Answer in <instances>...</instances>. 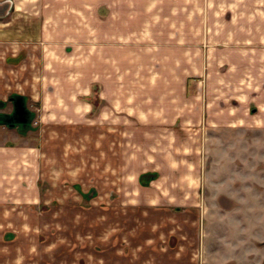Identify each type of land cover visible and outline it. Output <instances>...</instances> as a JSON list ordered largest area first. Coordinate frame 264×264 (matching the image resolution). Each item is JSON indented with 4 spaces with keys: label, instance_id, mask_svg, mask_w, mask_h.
Here are the masks:
<instances>
[{
    "label": "rangeland",
    "instance_id": "obj_1",
    "mask_svg": "<svg viewBox=\"0 0 264 264\" xmlns=\"http://www.w3.org/2000/svg\"><path fill=\"white\" fill-rule=\"evenodd\" d=\"M43 1L0 0V19L22 21ZM7 21H0L7 40L0 41V116L15 96L32 116L28 125L1 123L0 145L33 151L0 155V264H264V106L245 97L237 53L245 45L223 60L205 43L209 58L190 60L195 115L230 104L244 121L203 122L200 138L161 139L132 117L145 107L131 117L122 111L125 122H117L99 83L91 113L75 115L71 105L70 121H54L57 107H43L25 89L46 71L45 60L36 65L26 53L40 57L46 44L10 43ZM223 84L231 100L220 97L230 95ZM220 114L215 121L227 117Z\"/></svg>",
    "mask_w": 264,
    "mask_h": 264
},
{
    "label": "crops",
    "instance_id": "obj_2",
    "mask_svg": "<svg viewBox=\"0 0 264 264\" xmlns=\"http://www.w3.org/2000/svg\"><path fill=\"white\" fill-rule=\"evenodd\" d=\"M40 6L22 21L5 19L10 43L46 44L38 48L40 57L26 53L25 58L36 59V65L45 60L46 71L41 67L40 77L31 80L36 86L31 83L25 89L27 98L41 101L43 107H57L54 121H70L71 105L75 115L91 113L89 98L99 83L102 105L117 108L113 116L117 122H125L122 111L146 108L132 117L154 133L153 138H200L203 122L237 127L235 123L244 120L236 117L230 104L207 118L206 113L197 117L192 110L190 60L200 63L209 58L205 43L213 44L223 60L232 58L237 44L245 45L237 51L245 59V97L249 105L264 106V0H47ZM4 36L1 33L0 41H7ZM52 49L57 53L51 54ZM77 55L84 62L79 64ZM223 85L222 91L230 95L220 97L231 100L232 92L226 88L230 84ZM219 114L227 117L215 121ZM113 118L109 115L107 122H115ZM31 151L0 145V155L22 157ZM12 159L4 161L16 163Z\"/></svg>",
    "mask_w": 264,
    "mask_h": 264
},
{
    "label": "water",
    "instance_id": "obj_3",
    "mask_svg": "<svg viewBox=\"0 0 264 264\" xmlns=\"http://www.w3.org/2000/svg\"><path fill=\"white\" fill-rule=\"evenodd\" d=\"M11 100L14 102V115L16 117L15 119L11 117L4 120L2 119L0 120V124L3 123L11 127L16 126L17 124L28 125L31 121L32 114L29 109H27L24 98L22 96H15Z\"/></svg>",
    "mask_w": 264,
    "mask_h": 264
},
{
    "label": "flooded vegetation",
    "instance_id": "obj_4",
    "mask_svg": "<svg viewBox=\"0 0 264 264\" xmlns=\"http://www.w3.org/2000/svg\"><path fill=\"white\" fill-rule=\"evenodd\" d=\"M13 103V108H12V111L10 112V113H8L7 115H5V116H0V120H4V119H7V118H14L15 119V115H14V112H15V106H14V102H12ZM9 116V117H8ZM18 125H20V124H18Z\"/></svg>",
    "mask_w": 264,
    "mask_h": 264
}]
</instances>
